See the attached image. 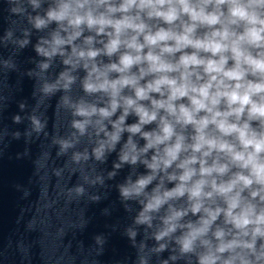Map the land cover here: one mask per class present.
<instances>
[{"label": "clouds", "instance_id": "9594fccd", "mask_svg": "<svg viewBox=\"0 0 264 264\" xmlns=\"http://www.w3.org/2000/svg\"><path fill=\"white\" fill-rule=\"evenodd\" d=\"M49 21L59 29L44 41L50 50L37 46V52L65 56L64 46H70L63 63L76 68L83 61L84 90L108 97L105 107L81 105L76 111L99 117L96 134L107 139L94 149L95 157L114 149L125 131L130 135L121 162L136 164L154 150L141 161L150 174L121 187L125 198L146 197L137 222L151 226L149 214L168 204L157 241L187 229L177 242L188 253L199 240L205 251L198 264H264V242L257 247L258 239L264 241V0H59L47 20L35 18V27ZM82 26L95 32L84 38L86 47L74 43ZM96 37L107 38L99 41L102 48L93 47ZM102 54H119L118 60L98 66ZM61 79L67 87L74 77L65 72ZM118 109L121 115L111 120ZM130 114L138 121L126 125ZM89 122L74 127L83 134ZM153 123L155 129L143 130ZM137 134L146 141L143 147L133 141ZM158 173L164 174L160 182L146 193ZM165 179L175 186L165 188ZM185 196L187 207L169 203ZM189 213L200 215L179 223ZM221 216L223 226L207 238Z\"/></svg>", "mask_w": 264, "mask_h": 264}]
</instances>
